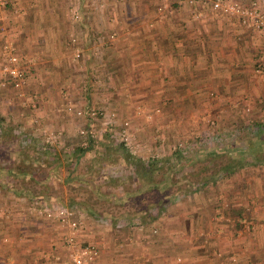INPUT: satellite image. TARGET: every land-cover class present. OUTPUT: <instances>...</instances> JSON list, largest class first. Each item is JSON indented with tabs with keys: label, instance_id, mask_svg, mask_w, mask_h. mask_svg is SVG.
Instances as JSON below:
<instances>
[{
	"label": "crops",
	"instance_id": "obj_1",
	"mask_svg": "<svg viewBox=\"0 0 264 264\" xmlns=\"http://www.w3.org/2000/svg\"><path fill=\"white\" fill-rule=\"evenodd\" d=\"M179 1L187 9L188 5ZM65 2L9 0L5 5H0V47L5 39H9L17 53L27 59V91L24 98H33L37 103L33 111L29 107L21 109L9 84L0 87V202L10 199L13 203L8 204L10 217L0 216V264H58L53 258L58 254L61 257L60 264H64L65 251L61 241L63 228L56 219L39 217L33 211L34 208L61 204L69 205L74 210V218L84 220L80 239L90 241L98 248V253L89 264H114L113 260L117 264H171L170 254L174 251L181 255L182 261L174 259L173 264H230L229 258L233 254L231 238L213 234L214 229H211L214 222L208 217L202 226H199L201 220H197L198 213L203 212L205 216L213 209L208 205L212 203L213 197L195 198L208 179L203 185L195 182L191 187L186 182L183 189L186 188V193L194 197L189 196L193 199L191 202H183L178 197L179 193H183L181 187L184 184L181 181L185 179L182 176L172 174V185L168 187L158 180L159 175L156 176L157 183L148 181V174L134 169L126 149L119 143L93 139L87 132L82 136L86 140L80 139V130L88 129L90 119L68 115L60 107L66 98H71L75 107L80 104V72L75 66L70 67L66 45L54 40L60 33L59 28L65 24V13L59 12ZM177 19L183 23L173 26ZM165 22L168 31H159L164 44L152 46L156 48L155 57L146 45H114L109 51L111 64L113 61L116 63V67H110L116 68L117 79L124 78L131 84L140 83L142 90L138 91L139 96H183L187 91H196L197 85H203V81L214 80L223 83L225 88L222 94L227 98L237 99L253 91L255 95L262 93L258 83L263 85L264 78L253 73L254 68L251 69L256 64L255 56L263 41L260 29L230 24L222 16L204 14L194 18L190 16V10L187 14L180 12L170 23ZM170 27L173 32L169 30ZM198 45H202L205 50L203 62L196 57V51H200ZM169 50L173 52L171 61L166 59L170 58ZM260 61L264 70L263 54L260 55ZM123 64L131 69L123 70ZM154 81L160 84L156 85ZM9 96L13 97L15 106L8 105ZM112 98L114 95H109V99ZM252 108L258 113V107ZM34 113L39 115L43 128L55 134L53 142L45 141L31 122ZM260 141V144L247 145L249 148L258 147L259 150L251 155V161L255 160L256 166L250 175L252 186L233 185L225 188L224 195L238 209L245 204L244 196L249 191L264 200V138ZM237 152L227 154L228 160L236 163L232 165V175L237 169L242 171L245 168L246 157ZM198 154L186 156L192 161L195 157H201ZM184 158L183 155L180 160ZM181 162L178 161L179 166ZM117 165L127 169L123 170ZM178 178L182 180H176ZM134 199H139L142 207L131 209ZM151 207L156 209L151 210L154 215L158 211H166L165 217L168 218L161 222L164 227L161 233L166 229L167 233L163 231L161 236H157V253L150 246H144V241L136 240L137 236H126L131 218L129 212L133 210L136 214ZM192 214L195 216L193 220L190 217ZM253 214L257 227L252 233H255L251 242L254 247L248 253L240 251L242 262H246L250 255L264 256V252L257 250L259 248L255 249L264 241L261 237L264 236V214L257 209ZM175 225L179 228L172 227ZM119 227L121 230H118ZM193 227H201L194 235L195 239H199L193 241L195 243L180 246L181 241L178 243L175 238H183ZM210 238L213 239L203 244ZM117 239L123 241L119 246L125 244L123 249H117ZM210 242L213 244L210 245ZM212 248H219L222 257H215L211 253ZM234 248L238 250L239 246ZM193 258H197V261H193ZM263 261L258 259L260 263Z\"/></svg>",
	"mask_w": 264,
	"mask_h": 264
},
{
	"label": "rangeland",
	"instance_id": "obj_2",
	"mask_svg": "<svg viewBox=\"0 0 264 264\" xmlns=\"http://www.w3.org/2000/svg\"><path fill=\"white\" fill-rule=\"evenodd\" d=\"M8 1L9 0H7V2ZM65 1L63 9H59L60 13H65V24L63 27L59 28L60 33L58 36L54 37V40H59L60 45H66L67 49L65 51H67L68 54V56L66 54V57H68V61L71 63L70 67L75 66L76 70L78 69L80 72V104L77 108L84 111V114L83 112L80 114V119H82V117L90 119L88 129L80 130V139L86 140V138L82 137L83 133L87 132L90 134V130L93 139H105L108 143L117 142L121 147L126 149L131 160L137 159L141 161L166 158L171 153L174 146L177 147L174 148L177 150L179 149L184 156L209 152L208 149H212L213 153L215 152L218 154H233L237 151L238 154H244L246 157L245 168L242 171H238L237 169L234 172L235 174L232 175L231 170L233 166H231L230 170L227 172H217L214 176L211 175V177H207L208 181L205 182V185L202 184L201 191L198 192L199 196L196 194L195 198L199 199L200 196L205 199L207 197H213L212 203L208 204L209 208L212 207L213 209L209 210L210 212L205 216L203 212H197V220H201L199 226H202V223L207 222L206 219L208 217V219L214 222V227L211 229H214L213 234H218L219 236L224 235L225 237L231 238L230 243L233 244V248L231 249L233 257L229 258L230 264H240V262L241 264H259L260 262H258V259L264 260V256L255 257L256 254L250 255L246 262H242L239 254L242 250L244 253H248V251L254 247L252 241L255 237V233L254 235H252V233L257 227L253 213L255 209H257L262 215L264 214V200L258 198L257 195L249 191L248 194L244 196L245 200L243 203L245 204L238 209L233 206L231 200L224 195V192L226 191V186H252L250 175L252 173L251 171H253L256 166L254 165L255 160L251 161V155L255 153L254 151L259 152V150L258 147L249 148L247 145L249 143L260 144V139L264 138V83L263 85L258 83L259 91L262 92L261 94H258L259 91L256 90L258 95H255L253 91L252 94L241 95L237 99L232 97L227 98L222 94L225 86L222 82L217 80L206 83L203 81V85H197L199 90L187 91L185 93L186 95L184 94L183 96H174L173 94L157 98L154 96L153 98H148L144 94L139 96L138 91L142 90L140 83L136 82L135 84H131L124 80V78L120 80L117 79L118 73L116 68L113 69L110 67L111 65L116 67V63L113 61L111 64L109 59L112 56L109 51L114 45H120V47H125L126 45H146L151 49V55L155 57L156 48L152 46L154 45L156 47V45L164 44L159 31H168L165 28V20L170 23L173 19H176L180 12H185L187 14L190 10L189 7L187 6V10L185 6L179 3V0ZM177 12L178 14L176 15ZM75 15L78 16L75 17ZM175 15L176 17H174ZM178 21V19L174 20L172 25L179 26L180 23H183L182 21ZM169 30L173 32L171 27ZM146 40L148 41L143 43V41ZM198 46L200 47V51H196V57L203 62L205 59V50L201 47L202 45ZM75 48L78 49L79 54L77 56L74 54ZM169 53L170 58L167 57L166 59L171 61L173 52L169 50ZM261 54L262 44L259 45L255 56L256 59L254 62L256 64L252 66L251 69H255L258 62H260L261 66ZM117 55L118 53H116V56ZM130 69L131 68H127L124 65L123 70ZM262 71L264 72L263 69ZM254 72L256 75L263 78V75H260L255 70L253 73ZM154 83H156V85L160 84L159 81H154ZM137 86L138 88L135 89ZM25 91H27L26 87ZM110 91L113 93H110ZM198 92L199 94H197ZM194 93L197 95H194ZM239 93L241 92H238V94ZM111 94L114 95L115 99H109V95ZM89 95L91 96L90 98ZM8 101L7 103L9 106H15V104H13V97L9 96ZM67 102H70L72 105L74 103L71 98L64 99L60 105L62 110H64V105ZM36 106L37 103L35 100L33 107L21 106V104H18L19 108L25 109L29 107L28 109L32 111ZM253 106L258 107V113L253 111ZM232 108L234 110H232ZM91 109L101 111L103 113L102 117L99 113H96L92 117L85 114V112ZM110 112L112 113L111 119L114 124L110 126V129H108L109 126L104 129V115ZM72 114L73 113H68V115ZM37 117L39 119V115H37ZM122 121H127L126 128H128L129 131L127 142L119 138L117 130L119 123ZM39 122L42 124L40 120ZM32 123L34 124V122ZM94 143L96 144V142ZM178 143L181 144L179 145ZM203 149L205 150L203 151ZM222 150H224V152ZM181 163L180 172L176 174L177 177H179L180 173L183 171H193L191 170L193 166L183 162ZM172 164H175V162ZM119 166L121 165H117L116 167ZM121 167L124 170L125 167ZM237 171L239 176L237 175ZM184 179L185 180L182 181L184 185L181 187L183 193H179L178 197L180 200H184L183 202H191L193 199L190 198L194 196L188 195L185 191L186 188L183 189V187L186 186V178ZM189 180L190 187L191 185H195V182L197 183L194 177H192V180ZM205 191H211L212 193L208 194L209 192L206 193ZM199 201L201 203V200ZM8 204H13L10 199H2L0 207H8ZM142 205L139 199H134V206L131 209H139ZM151 210L156 211L155 207H151L144 212L138 211L136 213L138 215L134 214L135 212H133V210L129 212L131 213V218L128 221L127 232L129 233H127L126 236H137L138 239L136 240L144 241V246H150L152 249H155V245H157V236L160 234L162 235L163 231L167 233V229L163 230L161 233V228H164L161 222H165V219L168 218L165 217L167 216V213H164L166 211L160 213L158 211V214L154 215L151 213ZM194 211L195 210H193V212ZM37 216L43 217L41 215ZM243 216L250 218L249 220L251 223L245 220V225L241 226L239 220ZM190 217L192 220L193 218L195 219L193 214ZM0 219L2 218L0 217ZM222 224L225 226L222 227ZM138 225H141V227H138ZM177 226L178 225L172 227L179 228ZM152 228L156 229L155 232L152 231ZM200 228L196 227V229L189 230V232L185 233V236H182L183 238L177 236L175 239H178V243L179 240L181 241L179 243L180 246H185L188 243H195L193 241L199 238L195 239L194 235ZM118 230H121L120 227ZM208 232L211 233L210 229ZM261 237L264 238L263 235ZM212 239L213 238L207 239L206 242L203 241V244H207V242ZM61 241L66 253V247L62 237ZM121 241L120 239L116 240L115 243L118 244L117 246H119ZM211 244H213V242H210V245ZM236 245L239 246L238 250L234 248ZM215 246L221 248L217 244ZM124 247L125 244L122 243L117 249H123ZM219 248L211 249V253H214L213 255L215 257H222ZM256 248H259L257 250L261 253L264 252V241H261L260 245L255 247V249ZM154 251L157 253L156 249ZM174 252L170 254L171 264H173L174 259L177 262L182 261L181 255ZM140 256L143 255L140 254ZM59 259H61L60 256ZM192 260L197 261V258H193ZM239 260L240 262H238ZM112 263L117 264L114 260ZM260 264H264V261Z\"/></svg>",
	"mask_w": 264,
	"mask_h": 264
},
{
	"label": "built area",
	"instance_id": "obj_3",
	"mask_svg": "<svg viewBox=\"0 0 264 264\" xmlns=\"http://www.w3.org/2000/svg\"><path fill=\"white\" fill-rule=\"evenodd\" d=\"M187 4L190 9V14L194 18H199L204 14H208L211 17L222 16V18L230 24H241L248 28L260 29L263 34L262 41V54L264 55V0H247L240 2L238 0H181ZM7 0H0V5L5 4ZM74 54L77 56L78 49L75 48ZM27 59L22 55H19L15 50L13 43L9 39H5L0 47V87H5L9 84L15 97L19 99L21 106H34V99H25V87L27 84L26 65ZM257 73L263 75L262 67L260 63H257L255 69ZM10 102V101H8ZM64 111L67 113H73L80 116L84 114L80 108L74 107L70 102L64 105ZM96 113H99L102 117L101 111L91 109L85 112L89 117H92ZM112 113H105L103 121L104 129L114 124L111 119ZM35 124V128L44 136V140L47 142H53L55 134L51 131H47L41 126L37 115H33L31 118ZM127 121L119 123L118 134L119 138L125 142L128 141V128H126ZM89 133L91 134L90 130ZM179 145L181 143H178ZM175 147V146H174ZM172 150H174L175 147ZM34 213L41 215L45 218H54L57 220L60 227L63 228V242L66 247L64 264H89V261L93 259L98 253V248L94 243L90 241H84L80 239V232L84 228V220L82 218H74V210L65 204L34 208ZM10 215V209L8 207H0V216L8 218ZM250 218L243 216L239 222L241 226L245 225V220L251 223ZM248 220V221H247ZM141 227V225H138ZM155 228L152 231L155 232ZM233 257V256H232ZM55 260L58 264L59 256L55 255Z\"/></svg>",
	"mask_w": 264,
	"mask_h": 264
},
{
	"label": "trees",
	"instance_id": "obj_4",
	"mask_svg": "<svg viewBox=\"0 0 264 264\" xmlns=\"http://www.w3.org/2000/svg\"><path fill=\"white\" fill-rule=\"evenodd\" d=\"M262 124V123H261ZM264 125V122H263ZM204 151V149H203ZM181 152L179 149H174L171 151V153L165 158H156V159H149L147 161H141L137 159L131 160L132 164H134V169L136 171L143 170V173H147V179L148 181H153L154 183H157V177L160 176L158 180L162 181V184L166 185L168 187L169 185H172V174H177L180 172V166L178 165V161H183L186 164H190L193 166V171L188 172H182L180 175H182L181 178H186V182L190 184V180H192V177H194L195 181H197L198 184H203L205 180H207V177H211L215 175L217 172H227L230 170V167L233 164L231 160H228L227 153L226 154H217L213 153L212 150H209V152H203L201 154H198L197 156L201 157H195L192 161H189L187 156H184V159H181ZM176 162L175 165L172 164ZM150 174V175H149ZM192 174V177L189 176ZM179 175V176H180ZM178 180V179H176ZM180 179L179 181H181ZM182 182V181H181ZM155 200V198H154ZM148 210V209H146ZM145 210V211H146Z\"/></svg>",
	"mask_w": 264,
	"mask_h": 264
}]
</instances>
